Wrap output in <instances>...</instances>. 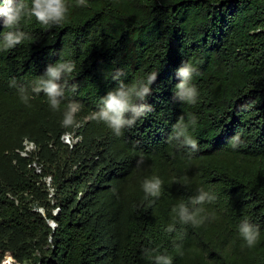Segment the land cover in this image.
<instances>
[{
	"label": "trees",
	"instance_id": "obj_1",
	"mask_svg": "<svg viewBox=\"0 0 264 264\" xmlns=\"http://www.w3.org/2000/svg\"><path fill=\"white\" fill-rule=\"evenodd\" d=\"M66 2L61 25L25 19L28 38L9 50L0 22V264H154L157 254L173 264H264V0ZM60 61L75 63L66 79L77 90L66 89L59 111L43 93L25 105L18 88L30 91ZM185 63L196 69L195 104L176 95ZM152 72L143 101L152 111L122 136L89 119L119 81ZM72 100L83 109L69 128L62 120ZM181 122L196 151L175 138ZM72 130L79 139L69 147L61 135ZM23 138L36 146L28 156L16 150ZM45 176L54 201H37L41 214L31 203L45 194ZM154 176L158 197L142 188ZM201 188L216 196L202 205L209 219L179 223L172 209ZM244 219L260 227L251 248L238 231Z\"/></svg>",
	"mask_w": 264,
	"mask_h": 264
},
{
	"label": "clouds",
	"instance_id": "obj_2",
	"mask_svg": "<svg viewBox=\"0 0 264 264\" xmlns=\"http://www.w3.org/2000/svg\"><path fill=\"white\" fill-rule=\"evenodd\" d=\"M76 6L86 7L87 0H76ZM69 6L66 0H31L26 3L25 0H3L0 4V22L8 31L3 36L2 48L9 50L23 43L28 38V33L21 29V23L25 19L32 17L45 27L61 25L67 18ZM76 70V65L72 61H60L46 66L45 72L36 78L31 90L20 86L18 94L20 100L30 106L29 101L36 95L43 93L47 97V102L53 111H59L65 91L75 92L78 88L76 83H69L66 77L70 76ZM196 69L188 63L177 70L178 75L182 77L180 83L176 85V95L189 104H195L197 101L198 90L195 85L190 84L193 73ZM118 72L113 78L119 80ZM157 73L148 74L146 81L133 82L125 84L119 81L117 87L106 92L100 100L101 106L95 112H92L89 119L97 122H103L115 136L123 135V129L131 128L136 121L145 116L146 112H151L152 107L143 103L146 97L150 96L151 85L156 80ZM13 83H15L13 81ZM83 105L79 101H69L63 111L62 125L64 127H73L77 121L78 114L82 111ZM196 118L193 116L189 124L194 125ZM189 124H181L176 132V139H182V144L190 146L193 151L197 150V141L187 135ZM239 141V136L234 137ZM233 144V147H236ZM142 160L137 161V166L142 164ZM162 181L158 177L146 178L143 181L142 188L147 196L158 197L161 193ZM216 200L213 193L198 189V194L191 197L188 203L181 202L176 205L172 211L176 214L178 222L181 224H191L193 227L202 226L208 219L205 209L202 207L205 203H211ZM166 232L175 231V225L170 224L165 229ZM240 237L246 246L254 247L260 238V227L258 224L251 223L244 219L238 226ZM154 264H173L172 257L167 254H157L153 257Z\"/></svg>",
	"mask_w": 264,
	"mask_h": 264
},
{
	"label": "rangeland",
	"instance_id": "obj_3",
	"mask_svg": "<svg viewBox=\"0 0 264 264\" xmlns=\"http://www.w3.org/2000/svg\"><path fill=\"white\" fill-rule=\"evenodd\" d=\"M73 131H63L61 135V138L62 140L65 142V140L67 141V145L70 147L72 145V143H74L75 141H77L79 139V135L78 133H75L77 135H74L73 134ZM66 133L68 134L67 135V138L65 137ZM63 136V137H62ZM33 164L35 165V163L33 162ZM35 167L38 168V165H35ZM35 169V168H34ZM38 185H40V190L45 192V194H38L37 198L34 200V202L31 203V206L33 209H35L36 211L40 212L41 214L44 213V210H43V207L42 206H39L36 204L37 201L39 200H45L47 201L49 204H51L54 199H53V189L51 188V184H50V181H49V178L48 176H45V177H42L39 181H38ZM56 210V208H52L51 209V212L53 213L54 211ZM48 224L50 226H52L54 224V222L51 220V219H48Z\"/></svg>",
	"mask_w": 264,
	"mask_h": 264
},
{
	"label": "built area",
	"instance_id": "obj_4",
	"mask_svg": "<svg viewBox=\"0 0 264 264\" xmlns=\"http://www.w3.org/2000/svg\"><path fill=\"white\" fill-rule=\"evenodd\" d=\"M63 135V134H62ZM67 133L65 135V137L67 138ZM63 137V136H62ZM65 142H67L65 140ZM36 149V146L34 144V142L30 139H27V138H23L21 140V147L16 149L17 152L20 154V155H23V156H28L30 152L34 151ZM35 171H38L39 168L35 167L34 169Z\"/></svg>",
	"mask_w": 264,
	"mask_h": 264
}]
</instances>
